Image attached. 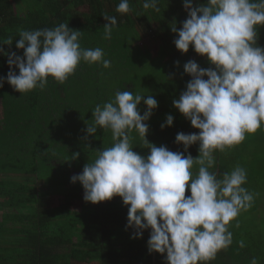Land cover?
Listing matches in <instances>:
<instances>
[{"label":"trees","instance_id":"obj_1","mask_svg":"<svg viewBox=\"0 0 264 264\" xmlns=\"http://www.w3.org/2000/svg\"><path fill=\"white\" fill-rule=\"evenodd\" d=\"M120 2L0 0V77H6L10 70L7 54L23 57V49L16 48L20 31L52 29L61 23L81 31V48L99 47L104 59L111 62L105 68L102 62L81 61L63 84L48 77L43 89L20 93L6 80L0 87V108L7 120L2 125L6 128L0 126V264H167L166 253L148 249L150 229L143 230L140 238H131L136 230L126 227L129 206L119 196L96 204L85 202L81 184L70 183V171L81 173L96 159V151L112 146L110 129L98 126L94 135H88L86 127L93 122L96 105L114 101L118 91L144 98L152 95L158 106L146 122L147 141L184 152V146L175 142L176 135L198 134L199 130L173 106L191 80L183 66L189 60L204 69L214 65L191 46L182 54L174 45L177 36L172 28L179 30L187 18L183 0H159V11L144 9V0H129L131 10L124 14L116 11ZM206 3L193 0V7ZM14 4L20 11H15ZM104 14L117 19L110 39L104 38ZM122 40L131 44L145 40L151 47L147 59L128 69L120 58L118 43ZM257 45L264 47V26L258 29ZM11 70L19 74L15 66ZM123 79L133 80L130 89L124 87ZM138 109L141 115L146 110L143 99ZM168 115L173 117V124L161 128ZM260 134L264 137V127L246 133L244 141L223 152L214 151V165L209 171L222 179L235 164L244 165V161L252 162L253 169L257 165L264 170L263 155L250 152V157H244L247 142ZM130 135L133 151L146 157L149 149L138 132ZM184 154L195 159L199 143L189 146ZM52 156L61 159L55 164ZM197 172L198 165H194L193 174ZM245 188L253 195L258 183L249 182ZM185 195L190 193L186 190ZM53 203L57 209L52 208ZM239 215L228 225L234 245L242 240L235 229L244 227ZM260 240L259 255L264 254V236ZM239 249L250 253L246 246ZM226 255V249H221L215 259L198 264H234Z\"/></svg>","mask_w":264,"mask_h":264},{"label":"clouds","instance_id":"obj_2","mask_svg":"<svg viewBox=\"0 0 264 264\" xmlns=\"http://www.w3.org/2000/svg\"><path fill=\"white\" fill-rule=\"evenodd\" d=\"M159 0H144V9H154ZM187 18L177 30L173 41L177 50L207 58L214 68H201L192 60L184 64V73L191 77L173 106L199 132L178 133L175 142L184 146L199 143L194 159L184 152H173L166 146H155L146 139V123L158 102L152 95L118 91L112 102L96 105L93 122L86 133L110 129L113 144L97 152L70 183L79 182L85 202L96 204L119 196L128 207L127 225L136 231L131 238H140L150 229L149 251L166 253L167 264H198L215 259L218 251L232 244L231 221L242 210L251 207L253 195L242 187L246 170L237 166L218 179L209 171L214 165V151L239 144L246 133L264 127V47L257 45L258 29L264 26V0H207L193 7V0H183ZM129 0H121L116 11L128 13ZM107 21L104 38L110 39L117 25L114 16L103 15ZM81 31L61 23L52 29L22 30L16 42L23 57L8 55L9 72L0 77L24 93L39 87L47 78L63 84L81 61L102 62L109 68L101 48H81ZM12 40L9 39L11 44ZM2 52V49H0ZM178 63V62H177ZM18 69L19 74L12 71ZM207 77V79H204ZM143 99L146 110L141 115L138 105ZM168 115L161 128L170 127ZM137 131L149 149L145 157L133 151L130 133ZM78 153L73 154V159ZM194 165L198 172L193 174ZM186 190L190 195L186 196ZM244 247V242L239 241ZM250 264H258L253 257Z\"/></svg>","mask_w":264,"mask_h":264},{"label":"rangeland","instance_id":"obj_3","mask_svg":"<svg viewBox=\"0 0 264 264\" xmlns=\"http://www.w3.org/2000/svg\"><path fill=\"white\" fill-rule=\"evenodd\" d=\"M15 7V11H20V8L17 4L13 5ZM119 48L121 50V61L128 68H134L136 64L143 61V59H147V55L150 52V45L145 40H139L135 42V44H131L130 41L122 40L118 43ZM122 83L124 87L128 90L131 88L133 84L132 79H123ZM6 115L3 113V109L0 108V126L2 129L7 126L3 123H6ZM250 152L259 153L264 156V137L260 134L259 138L251 139L246 144L244 157H250ZM55 155V153H53ZM1 157V156H0ZM61 158H53L51 157V161L57 164ZM252 162L244 161L243 164H235L234 168L237 166L242 167L246 170V183L242 185L245 188L247 183L249 182H257L258 190H255L253 194V201L251 203V207L247 209V213H240L239 218L240 222L244 227L235 228L237 234L241 236L242 241L247 247L248 251L255 256L258 260V264H264V254L259 255V242L260 236H264V170L258 168L256 165V169H253L251 166ZM81 171V170H80ZM80 172L77 170L70 171L71 176L77 175ZM57 209L56 203L52 205V208ZM241 216V217H240ZM227 252V260L232 259L234 264H247L250 263V257L245 250L239 249V245L231 244L228 248H226ZM252 256V255H251ZM248 257V259H246Z\"/></svg>","mask_w":264,"mask_h":264},{"label":"crops","instance_id":"obj_4","mask_svg":"<svg viewBox=\"0 0 264 264\" xmlns=\"http://www.w3.org/2000/svg\"><path fill=\"white\" fill-rule=\"evenodd\" d=\"M243 250H245V249H243ZM246 253H248V252L246 251ZM248 255H249L250 259H252L251 253H248ZM246 259H248V257Z\"/></svg>","mask_w":264,"mask_h":264}]
</instances>
